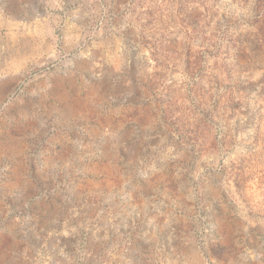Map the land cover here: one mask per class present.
Returning a JSON list of instances; mask_svg holds the SVG:
<instances>
[{"label":"rangeland","instance_id":"374dc122","mask_svg":"<svg viewBox=\"0 0 264 264\" xmlns=\"http://www.w3.org/2000/svg\"><path fill=\"white\" fill-rule=\"evenodd\" d=\"M0 264H264V0H0Z\"/></svg>","mask_w":264,"mask_h":264}]
</instances>
